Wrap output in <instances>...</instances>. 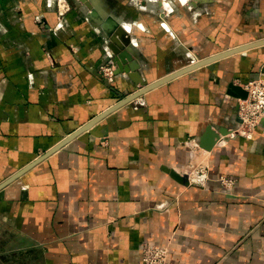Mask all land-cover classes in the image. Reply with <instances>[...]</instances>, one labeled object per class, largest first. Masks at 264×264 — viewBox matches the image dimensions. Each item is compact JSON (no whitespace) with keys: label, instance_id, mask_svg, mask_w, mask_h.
<instances>
[{"label":"crops","instance_id":"obj_1","mask_svg":"<svg viewBox=\"0 0 264 264\" xmlns=\"http://www.w3.org/2000/svg\"><path fill=\"white\" fill-rule=\"evenodd\" d=\"M69 1L60 16L56 0H0V182L141 86L100 72L119 25L146 83L264 37V0ZM212 65L117 107L3 187L0 264H140L146 243L168 245V264H264V120L252 137L199 142L239 121L236 87L264 74V43ZM191 164L204 183L168 171Z\"/></svg>","mask_w":264,"mask_h":264},{"label":"water","instance_id":"obj_2","mask_svg":"<svg viewBox=\"0 0 264 264\" xmlns=\"http://www.w3.org/2000/svg\"><path fill=\"white\" fill-rule=\"evenodd\" d=\"M81 1H83L89 7L93 6L92 0H81ZM263 43H264V37L257 39V40H254V41H250V42L238 45V46H235V47H232V48H229V49L219 51L217 53H214V54H211V55H208L205 57H199V58L187 63L186 65H184L180 68L174 69V70L168 72L167 74L146 83L144 81V79L141 78L140 68L142 67V64H141L135 50L133 49V47H134L133 46L134 45L133 35L130 33V31H128L124 27V25H119L118 27H116V30L113 31V33L111 34V36L108 39V46L111 49V52L113 54L112 59H113V62L115 63L114 72L116 74L120 73V72L129 73V75H131L133 77L134 81L136 83H140L141 86L138 89L130 92L128 95L124 96L120 100H118L116 103L110 105L108 108H106L102 112H100L97 115H95L94 117H92L89 121H87L86 123H84L83 125L78 127L75 131H73L72 133H70L69 135L64 137L62 140H60L58 143H56L53 147L48 149L44 154L38 156L32 162L28 163L27 165H25L24 167H22L21 169H19L18 171H16L12 175H10L9 177H7L3 181H1L0 182V190L3 187H5L7 184L14 181L17 177H19L29 167H31L36 162L41 160L43 157L49 155L50 153H52L53 151H55L56 149L61 147L63 144H65L67 141H69L70 139H72L73 137H75L76 135L81 133L82 131L91 127L95 122H97L99 119H101L102 117L107 115L109 112H111L114 109H116L117 107L135 99L136 97L145 93L149 89H151V88H153L159 84H162V83H164V82H166V81H168V80H170V79H172V78H174L180 74H183V73H185V72H187L193 68H196L200 65L208 64L209 67H212L213 66L212 63L219 58H222V57L229 55L233 52H236V51H239L242 49H246V48H249L251 46L258 45V44H263ZM137 73L138 74L140 73V75L137 76ZM231 85L233 86V84H231ZM236 88L239 89V95L240 96L245 97L247 95V90L244 87L238 85V87H236ZM220 132L225 134L228 132V128L226 130H220L218 132V131H213V129H211L210 127H207L206 133H204L200 138V141H199L200 145L206 149L213 148V146L216 144V142L220 136ZM168 171L171 173V175L173 177H175L177 180H179L180 182H182L184 184H188L191 182L188 172H180L173 167H169Z\"/></svg>","mask_w":264,"mask_h":264},{"label":"built area","instance_id":"obj_3","mask_svg":"<svg viewBox=\"0 0 264 264\" xmlns=\"http://www.w3.org/2000/svg\"><path fill=\"white\" fill-rule=\"evenodd\" d=\"M114 69L115 64L111 60L101 65L100 72L108 80L113 81L115 78ZM244 87L247 90V95L239 100L238 114L240 119L234 126L229 127L228 132L224 134L229 137L236 135L252 137L260 122L264 120V74L250 79ZM190 167L191 170L188 171L190 181L204 183L208 177L206 166L203 164L198 169H194V164H191ZM218 179L226 187H232L235 182L233 177L226 175H221ZM168 253V245L146 243L143 246L140 264H168Z\"/></svg>","mask_w":264,"mask_h":264},{"label":"rangeland","instance_id":"obj_4","mask_svg":"<svg viewBox=\"0 0 264 264\" xmlns=\"http://www.w3.org/2000/svg\"><path fill=\"white\" fill-rule=\"evenodd\" d=\"M56 2L60 16H63L72 6L69 0H56Z\"/></svg>","mask_w":264,"mask_h":264}]
</instances>
